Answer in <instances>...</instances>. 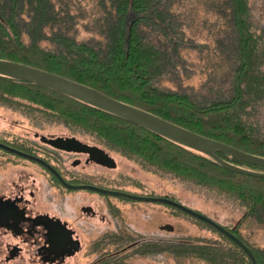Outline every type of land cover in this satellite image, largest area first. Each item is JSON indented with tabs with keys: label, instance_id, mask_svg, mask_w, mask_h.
I'll list each match as a JSON object with an SVG mask.
<instances>
[{
	"label": "trees",
	"instance_id": "1",
	"mask_svg": "<svg viewBox=\"0 0 264 264\" xmlns=\"http://www.w3.org/2000/svg\"><path fill=\"white\" fill-rule=\"evenodd\" d=\"M176 1L91 0L89 9L83 0H0V58L68 76L264 156V134L256 119L257 105L264 100V27L255 15L257 0H222L221 14L226 19L217 28L215 46L220 52L210 41L185 37L184 21L173 9ZM85 9L92 13L82 14ZM82 25L92 34L82 38ZM185 38L191 42L186 43ZM185 47L208 48V54L217 52L224 61L225 57L234 59L229 87L215 95L214 88L206 93L165 85L169 74L179 77L192 69ZM8 97L38 104L43 113L56 114L57 122H83L71 126L86 129L83 132L107 146L124 149L129 157L194 179L228 197L240 207L242 216L238 225L225 226L251 247L258 264H264V246L252 243L241 228L251 223L264 228V177L225 167L202 151L51 87L0 73V103ZM218 154L235 164L264 171V165L224 151ZM194 217L218 231L223 240L179 236L168 238L167 250L183 251L212 264H252L236 241Z\"/></svg>",
	"mask_w": 264,
	"mask_h": 264
},
{
	"label": "flooded vegetation",
	"instance_id": "2",
	"mask_svg": "<svg viewBox=\"0 0 264 264\" xmlns=\"http://www.w3.org/2000/svg\"><path fill=\"white\" fill-rule=\"evenodd\" d=\"M60 126L67 131L51 129ZM117 166L111 147L70 125L0 123V264H77L79 257L81 264H133L165 256L166 235L120 212L146 200L103 190L148 195L120 186L110 173Z\"/></svg>",
	"mask_w": 264,
	"mask_h": 264
},
{
	"label": "rangeland",
	"instance_id": "3",
	"mask_svg": "<svg viewBox=\"0 0 264 264\" xmlns=\"http://www.w3.org/2000/svg\"><path fill=\"white\" fill-rule=\"evenodd\" d=\"M83 2L87 3L90 7L89 9L92 8L91 0H83ZM222 2V0L176 1L173 9L178 12L177 14H180L181 20L184 21L185 37L193 38L199 42L210 41L213 49H218L220 52L219 48H215V46H217V28L221 24V21L226 19V16L223 15L222 17L221 14V6L224 5V2ZM254 10L259 24L264 27V0H257ZM85 11L82 14L92 13L90 10L87 11L85 9ZM91 27L94 28L92 24ZM80 29V36L82 38L92 34L89 27L82 25ZM94 29L96 31L99 30L96 26ZM185 42L191 41L185 38ZM207 49L197 51L185 47L184 53L189 59V66L193 70L188 68V71H185L179 77L171 73L163 83L174 88L181 86L184 90L204 91L206 93H209L214 88L216 91L215 95L220 94L219 91L226 85L229 87L231 83L230 71L235 61L231 57H225L226 61H224V58L222 59L223 56L217 54V52L210 55L207 53ZM211 72L213 73L212 75ZM6 99V102L0 103L1 124L70 125L69 123L55 121L57 119L56 114L53 112H50V114L43 113V108L23 97H8ZM256 119L259 121L261 133L264 134V100L257 105ZM76 123L71 125H83V122ZM51 129L54 131H67V128L63 126L59 128L51 127ZM112 148L118 160V166L110 170V173L112 176H116L120 186L147 193L148 195L169 196L229 227L239 224L242 216L241 209L228 197L214 191L210 187L200 184L194 179L178 176L174 172L151 165L141 159L137 160L133 156L129 157L128 153L118 146ZM41 196L45 198V194H41ZM141 205L142 207L139 208L132 203H127V206H124L120 212L127 219L139 224L140 228H151L153 232L166 235L167 240L168 238L177 239L179 236L200 238L201 240H223L218 231L203 224L193 215L181 211L180 208L170 203L144 201ZM141 210H145V213ZM144 215L148 220L145 219ZM166 223L173 228H160V224ZM241 228L252 243L264 246V228L252 223L245 224ZM75 260L77 264L79 262L81 264L80 257ZM133 261V264H212L209 261L201 260L198 256L187 255L183 251L175 252L170 250H167L165 256L136 257ZM217 264H220V262L217 261Z\"/></svg>",
	"mask_w": 264,
	"mask_h": 264
},
{
	"label": "water",
	"instance_id": "4",
	"mask_svg": "<svg viewBox=\"0 0 264 264\" xmlns=\"http://www.w3.org/2000/svg\"><path fill=\"white\" fill-rule=\"evenodd\" d=\"M0 73L17 79L32 81L51 87L55 90L71 95L89 104L95 105L104 110L124 117L130 121H133L139 125L147 127L148 129H151L185 146L202 151L225 167L243 173L264 177V171L251 169L242 165L235 164L219 155L218 152L224 151L231 155L259 165H264V156L243 150L224 141L204 135L145 108L115 98L89 84L83 83L81 81L75 80L51 70L6 58H0ZM112 165L115 166L116 162H113ZM103 190L118 194H124L136 199L146 201H163L170 203L200 219L207 221L208 223L231 237L247 252L252 260V264H258L256 256L251 247L235 232H233L231 229L221 224L214 218L210 217L209 215L191 208L190 206L174 198L160 195H138L119 190ZM166 227L173 228L168 224H166Z\"/></svg>",
	"mask_w": 264,
	"mask_h": 264
}]
</instances>
